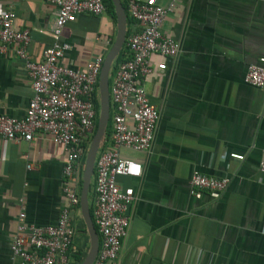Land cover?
I'll list each match as a JSON object with an SVG mask.
<instances>
[{
    "label": "crops",
    "instance_id": "1",
    "mask_svg": "<svg viewBox=\"0 0 264 264\" xmlns=\"http://www.w3.org/2000/svg\"><path fill=\"white\" fill-rule=\"evenodd\" d=\"M141 1L174 3L161 32L180 43V52L146 78L147 97L160 111L150 149L120 150L142 169L138 177L116 178L135 198L120 264H264V174L258 170L264 89L244 80L248 65H264V0ZM8 8L15 11V25L29 30L27 51L39 60L52 43L56 6L0 0V12ZM116 29L110 8L97 16L78 15L62 30L71 46L62 63L83 69L94 57H105ZM159 61L152 57L154 64ZM31 95L22 61L12 53L0 56V113L22 117ZM64 155L44 133L30 142L0 137V264H20L11 259L10 243L22 209L27 225L57 222L65 205ZM194 170L230 176L228 188L190 196ZM72 223L75 254L86 252L81 213L72 212Z\"/></svg>",
    "mask_w": 264,
    "mask_h": 264
},
{
    "label": "built area",
    "instance_id": "2",
    "mask_svg": "<svg viewBox=\"0 0 264 264\" xmlns=\"http://www.w3.org/2000/svg\"><path fill=\"white\" fill-rule=\"evenodd\" d=\"M40 1L55 5L57 12L50 32L52 43L39 60L28 54L30 32L15 25V11L8 8L0 12V56L12 53L22 61L32 90L22 117L0 113V137L30 142L35 135L44 133L63 147L65 205L57 222L44 226L27 225L22 209L17 216L10 253L11 259H19L20 264H71L76 235L72 212L80 213L82 173L86 150L96 129L98 81L104 57H94L83 69L64 65L62 58L71 46L62 40V30L78 15L97 16L106 6L104 0ZM125 4L133 25L119 52L120 58L110 71L109 132L97 152L93 172L92 219L99 235V249L91 264H120L135 198L120 189L116 178L138 177L142 172L141 164L122 157L120 150L150 149L160 111L147 97L146 78L156 69L166 68L165 60L177 57L180 52V43L161 32L162 23L174 8L173 2L161 6L152 1L126 0ZM106 43L110 45L111 40L107 39ZM153 56L160 58L157 64L152 62ZM244 80L264 89V65H248ZM27 167L31 168L32 164ZM258 170L264 174V149ZM229 183L230 176L194 170L188 180V194L200 198L204 192L222 193Z\"/></svg>",
    "mask_w": 264,
    "mask_h": 264
},
{
    "label": "water",
    "instance_id": "3",
    "mask_svg": "<svg viewBox=\"0 0 264 264\" xmlns=\"http://www.w3.org/2000/svg\"><path fill=\"white\" fill-rule=\"evenodd\" d=\"M116 17V35L110 49L106 53L99 73V112L96 129L89 142L82 173L79 208L83 223L89 236V247L80 264H91L99 249V235L94 226L88 202V191L91 184L95 159L100 145L105 137L109 121V74L113 62L119 54L126 37L127 15L121 0H110Z\"/></svg>",
    "mask_w": 264,
    "mask_h": 264
},
{
    "label": "trees",
    "instance_id": "4",
    "mask_svg": "<svg viewBox=\"0 0 264 264\" xmlns=\"http://www.w3.org/2000/svg\"><path fill=\"white\" fill-rule=\"evenodd\" d=\"M104 2H106V1L104 0ZM105 4H106V7H107V8H110L112 11H114V9H113V5H112V3H111L110 0H107V2H106ZM122 4H123V6H124V8H125V12H126V15H127L126 4H125V2H124L123 0H122ZM131 22H132V20H131V19L128 17V15H127V21H126V35H127L128 30H129V25H130ZM119 58H120V54H118V56L116 57L115 61H116V60L118 61ZM115 61H114L113 64H112V68L115 66V65H114ZM112 68H111V69H112ZM109 82H110V79H109ZM98 108H99V105H98ZM96 124H97V121H96ZM95 127H96V126H95ZM108 132H109V123H108V126H107V128H106V134H107ZM92 186H93V176H92L91 184H90L89 191H88V202H89V207H90V213H91V215H92V202H91V189H92ZM85 253H86V252H82V253H81V252H78V253H76V254H73L71 264H80L81 261H82V259H83V257H84V255H85Z\"/></svg>",
    "mask_w": 264,
    "mask_h": 264
},
{
    "label": "rangeland",
    "instance_id": "5",
    "mask_svg": "<svg viewBox=\"0 0 264 264\" xmlns=\"http://www.w3.org/2000/svg\"><path fill=\"white\" fill-rule=\"evenodd\" d=\"M106 2H107V0H105ZM106 2H104V3H106ZM105 6H106V4H105ZM111 71V70H110ZM109 77H110V74H109ZM110 79V78H109ZM88 148V147H87ZM86 152H87V150H86ZM82 230H83V232L85 233V235L86 236H88V232H87V230H86V228H85V225L83 226V228H82ZM82 231H78V233H77V237L78 238H82L83 236H84V233H83Z\"/></svg>",
    "mask_w": 264,
    "mask_h": 264
}]
</instances>
